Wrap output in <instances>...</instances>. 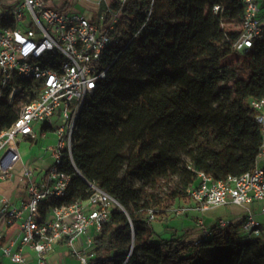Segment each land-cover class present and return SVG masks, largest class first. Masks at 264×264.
<instances>
[{
  "label": "trees",
  "instance_id": "16d2710c",
  "mask_svg": "<svg viewBox=\"0 0 264 264\" xmlns=\"http://www.w3.org/2000/svg\"><path fill=\"white\" fill-rule=\"evenodd\" d=\"M215 5L220 9L214 11ZM242 16L241 0L126 3L121 42L102 53L99 69L107 68L106 76L86 98L71 138L72 161L82 177L123 208L113 210L94 235L93 252L103 256L98 264H264V241L236 239L232 226L196 245L175 233L155 237L147 211L189 197L176 187L154 191L130 184L133 179L154 186L173 175L185 139L198 150L192 171L186 170L190 184L198 171L218 179L254 168L262 136L249 100L264 96V40L246 53L231 47ZM214 35L220 42L212 56L198 55L195 42ZM239 62L244 77L235 67ZM22 100L0 99V129L16 119ZM63 167L75 173L68 156ZM83 178H74L68 202L88 198Z\"/></svg>",
  "mask_w": 264,
  "mask_h": 264
},
{
  "label": "built area",
  "instance_id": "2783aa9c",
  "mask_svg": "<svg viewBox=\"0 0 264 264\" xmlns=\"http://www.w3.org/2000/svg\"><path fill=\"white\" fill-rule=\"evenodd\" d=\"M81 1L90 3L88 13L76 7ZM241 1L242 30L230 45L246 53L257 40H264V0ZM127 2L0 0V99L6 97L9 104L16 95L27 99L18 106L12 124L0 129V181L14 178L17 169L26 180V198L19 204L0 200L4 224L18 226V234L0 245L2 255L12 264H27V248L35 253V264H50L49 255L61 243L78 264H98L103 258L93 252L94 237L89 232L97 234L110 213L123 208L108 192L82 177L72 161L71 138L86 98L106 76L107 68L99 69L102 53L121 42ZM219 9L220 5L213 7L214 11ZM249 106L255 111L262 136L254 168L218 179L198 171L187 195L202 211L229 204L241 206V240L264 241V224L251 207L258 202L259 213L264 215V96L250 99ZM48 131L55 136L53 145L46 147L52 161L38 179L22 160L19 143L28 140L36 144ZM65 156L75 173L64 169ZM76 176L85 180L90 194L86 200L68 202V190ZM158 206L147 211L149 228L160 215L181 217L188 210L177 204L168 209ZM230 225L231 221L223 219L213 227L200 224L201 236L194 245ZM2 239L0 231V243Z\"/></svg>",
  "mask_w": 264,
  "mask_h": 264
},
{
  "label": "crops",
  "instance_id": "0c3cea01",
  "mask_svg": "<svg viewBox=\"0 0 264 264\" xmlns=\"http://www.w3.org/2000/svg\"><path fill=\"white\" fill-rule=\"evenodd\" d=\"M89 1L92 3L93 1H97V0H89ZM90 6L91 5L89 2H83V1L78 2L76 4V7L83 10L85 13H88ZM48 134L50 133L47 132L44 137H40L37 143L39 142L40 139H45ZM22 143H26L28 147H31V145H35V144H31L28 140H22L19 143V147ZM44 151H47L46 148ZM49 164L46 165L44 172L46 171ZM42 175L39 178L36 176V178L40 179ZM13 179L14 178L0 181V200L1 198H6L9 200L10 203L17 205L23 199H25L26 196L23 197L22 199H17L16 196L17 188H16V183L12 181ZM174 203L188 207L187 212L183 216L177 218L170 217L167 215L168 216L167 219L168 221L171 222L172 225L166 224V221H162V220L161 221L164 227L171 226L173 228L172 229L173 232L171 233H175L176 236H181L184 239L196 240L201 236L200 224L208 227H213L218 220L223 219V220L231 221L230 226L234 227L236 239H241L239 233V225H240V217H242L244 214V210L241 206L229 204V205L211 207L209 209L202 211L196 208V204L194 203V201H192L189 198H187L186 200L177 199L176 201H174ZM251 207L253 211L256 213L257 219L264 224V215L259 213L260 204L258 202H254L251 205ZM164 218L165 216L163 217V219ZM172 222H175V224H173ZM0 231L3 233V238H4V243H0V245H3L8 243V241L12 237L18 234V226L16 224L12 226H7L4 224L3 218H0ZM89 235L94 237L93 230L89 232ZM86 238L87 236H84L83 240H85ZM25 254H26L27 264H35V253L27 248L25 250ZM49 263L78 264L77 260L73 256L67 253V249L62 243L59 244L55 248V250L49 255ZM0 264H12L7 257L2 255L1 249H0Z\"/></svg>",
  "mask_w": 264,
  "mask_h": 264
},
{
  "label": "rangeland",
  "instance_id": "374dc122",
  "mask_svg": "<svg viewBox=\"0 0 264 264\" xmlns=\"http://www.w3.org/2000/svg\"><path fill=\"white\" fill-rule=\"evenodd\" d=\"M100 8H104L103 3ZM230 25L234 26V23H230ZM219 42L220 39L217 35L211 36L208 39L204 40L198 39L194 44V50L198 55L209 57L212 56V51ZM235 67L238 69L239 75L244 77L246 73L245 67H243L240 62L236 64ZM53 121L56 122V119L54 118ZM48 132L50 134H48L45 139H40L37 144L28 147L26 143H22L19 147V152L22 157V160L33 169L34 175L38 178L43 174L46 165L51 163L52 161L50 157V152L44 151L47 146L53 145L55 141V136L52 131ZM191 140L185 139L182 141L179 149L180 164L178 165V168L173 175H171L170 177L162 178L154 186H152L151 184L142 183L141 181H134L133 179H130V184L134 185V188H141L143 190L154 189V191H168L171 187H176L178 188V190L187 193V190L192 183L190 184V182L187 180V177H185L186 170L192 171V156L198 151L197 144L192 143ZM23 179L24 178L22 177L20 171L17 169L15 177L12 180L14 183H16L17 199H22L26 196V180ZM125 199H128V195L126 194ZM171 200L172 199L163 201L162 203H160L161 206L158 207L168 209L169 207H171V205L175 204L172 203ZM167 218V215L164 219L163 216L160 215V218H157L150 223V229L156 235L155 237L158 238V236H160L163 239L170 237L171 232H173V228L171 226L164 227L162 225V221H166V224L172 225ZM172 223L175 224V222Z\"/></svg>",
  "mask_w": 264,
  "mask_h": 264
}]
</instances>
